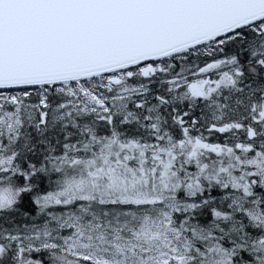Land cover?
I'll list each match as a JSON object with an SVG mask.
<instances>
[{
    "label": "snow or ice",
    "instance_id": "obj_1",
    "mask_svg": "<svg viewBox=\"0 0 264 264\" xmlns=\"http://www.w3.org/2000/svg\"><path fill=\"white\" fill-rule=\"evenodd\" d=\"M0 264H264V0H0Z\"/></svg>",
    "mask_w": 264,
    "mask_h": 264
}]
</instances>
